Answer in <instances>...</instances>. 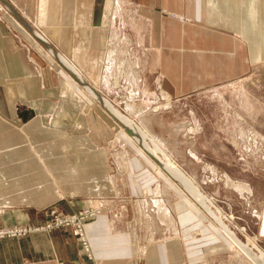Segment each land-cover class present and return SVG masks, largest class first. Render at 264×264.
<instances>
[{"label":"crops","instance_id":"1","mask_svg":"<svg viewBox=\"0 0 264 264\" xmlns=\"http://www.w3.org/2000/svg\"><path fill=\"white\" fill-rule=\"evenodd\" d=\"M10 2L111 103L101 63L114 44L143 58L140 86L147 69L169 97L246 76L264 94V0ZM66 69L0 8V227L42 226L50 206L95 212L84 224L91 258L69 225L0 239V264H225V234Z\"/></svg>","mask_w":264,"mask_h":264},{"label":"rangeland","instance_id":"2","mask_svg":"<svg viewBox=\"0 0 264 264\" xmlns=\"http://www.w3.org/2000/svg\"><path fill=\"white\" fill-rule=\"evenodd\" d=\"M0 8L30 36L34 44L46 52L48 57L66 69L63 62L58 60L42 41L35 39L31 34L29 27L39 34L45 32L42 25H34L36 22L24 16L10 0H0ZM42 36L45 38L43 34ZM49 43L58 51L55 42L50 39ZM127 48L116 44L109 45L106 51L111 50L112 56L105 55L101 63L102 78L106 79L109 72L110 76H113L111 78L113 92H115L113 96L117 97V100L115 102L111 100L112 104L106 96L96 90L98 95L159 144L170 161L193 182L200 195L206 197L208 204L203 205L199 202L175 179L174 175L159 161L158 158L161 155L156 156L149 152L140 139L116 120L117 117L108 108L106 109L100 103L98 105L189 199V208L202 212L223 235V227L233 232L241 245H247L251 249L253 256L264 257L262 226L264 221V94L259 79L255 76H246L225 84L199 89L182 98H172L156 86L152 73L147 69H144L146 86H140V73L138 71L136 75H133L135 72L133 69L135 64L142 69L143 58L132 55L129 50L132 46ZM66 71L71 78V83H76L85 93L92 95L82 84H78L73 74L67 69ZM85 81L88 82L86 79ZM119 81L123 87H119ZM88 84L93 87L89 82ZM124 107L131 116L124 111ZM117 142L112 146H117ZM147 143L152 146L150 141ZM112 160L110 162L114 166ZM51 208L55 206L46 209L47 219L44 225ZM93 217L94 215L88 220ZM88 220L84 221V224ZM160 220L161 226H166L167 221L162 217ZM36 227L40 228V226ZM29 232L31 230L19 236L27 235ZM168 234L171 233L167 232L165 235ZM146 237L149 239V236L146 235ZM225 237L233 246V250L224 255L225 264H240L237 257L243 258L249 264H258L241 252L236 243Z\"/></svg>","mask_w":264,"mask_h":264},{"label":"bare ground","instance_id":"3","mask_svg":"<svg viewBox=\"0 0 264 264\" xmlns=\"http://www.w3.org/2000/svg\"><path fill=\"white\" fill-rule=\"evenodd\" d=\"M30 28V27H29ZM31 32L34 33V35L40 39L43 40L42 42H44L45 46L49 48L50 50H55L52 48L51 44L49 43V41L47 39H42L39 35V33H37V31H35L34 29L30 28ZM42 36V35H41ZM47 43V44H46ZM112 54V51L110 50L109 52L106 51V55L109 57ZM127 54V53H126ZM125 54V55H126ZM129 54V53H128ZM112 56V55H111ZM131 56V55H130ZM55 57L60 60L61 62H63V64L66 66L68 72H70L71 74H73L74 77H76L77 82L80 83V85L82 84L89 93H91L93 95L94 98H96V100L100 103L103 104V106H105L106 108H108V110L115 116L117 117L116 120H118V122L125 128L128 129L130 131V133L134 134L138 139H140V141L143 143L144 147L146 149L149 150V152L153 153L154 155L159 154L161 155L158 159L159 161H161V163L167 168L168 171H170L175 179L181 183L185 188H187V190L198 199L199 202H201L203 205L204 203L208 204V200L206 199V197L204 195H200L198 189L193 185V182H191L185 175H183V173L180 171V169H178L171 161L170 158H168V156H166L163 152L162 149L159 147V144L155 143L152 138L148 137V135L145 133V131L143 132L139 127L136 126V124L134 122H132L131 120H129L128 118L124 117L123 115H121L118 111H116L109 103L107 100H105L104 98H102L100 95H98L97 93V89L93 86H90L88 84V82L85 81V78L83 76V74H81V70H79V68L74 64H72L71 62L68 61V58L61 55V54H56ZM127 58V57H126ZM130 59V58H129ZM131 61V60H129ZM129 63V62H128ZM135 63V62H134ZM130 67V66H129ZM134 74L137 73L139 71L138 65L135 64V67L133 69ZM103 77V76H102ZM136 77V76H135ZM133 78V77H132ZM134 79V78H133ZM137 79V78H136ZM97 87V86H96ZM129 105V104H128ZM131 106V105H130ZM147 141H150L152 146L149 145L147 143ZM191 198V197H190ZM176 201V200H175ZM156 202V201H155ZM154 202V203H155ZM160 202V201H159ZM158 203V202H156ZM155 203V204H156ZM159 204V203H158ZM158 206V205H157ZM161 208V207H160ZM165 208V207H164ZM168 209V208H167ZM208 209L210 210V208L208 207ZM163 210V209H162ZM161 210V211H162ZM163 213V212H162ZM169 214V212H167V215ZM163 215V214H162ZM164 216V215H163ZM163 216H161L163 218ZM166 217V216H165ZM263 217V215H262ZM171 219V218H170ZM172 220V219H171ZM223 223V222H222ZM262 226L264 228V221L262 223ZM16 227V226H13ZM17 227H22V226H17ZM7 228V227H6ZM38 228V227H37ZM41 230V229H40ZM224 230V234L225 236H227L229 239H231L234 243L237 244L239 250H241V252L247 254L249 257H251L256 263L258 264H264V257H255L253 256V253L251 251V249L249 247H247V245H241L239 242V239L236 238V236L233 234V232H229V230H227L225 227H223ZM85 233V231H84ZM19 236V234L13 235L11 237H17ZM2 238H6V236L2 237ZM0 238V239H2ZM89 245V243H88Z\"/></svg>","mask_w":264,"mask_h":264},{"label":"built area","instance_id":"4","mask_svg":"<svg viewBox=\"0 0 264 264\" xmlns=\"http://www.w3.org/2000/svg\"><path fill=\"white\" fill-rule=\"evenodd\" d=\"M94 215V212L89 211H80L77 214H64L59 215L57 210L55 208H51L48 212V220L46 221V224L43 226H40V228L37 227H1L0 228V238L6 236L11 237L13 235L19 234H25L28 231L37 230V229H45L50 230L52 228L58 227V226H74L76 228V232L79 236V240L81 243V246L83 250L86 252L87 256L91 258V251L90 246L88 245V242L86 240V236L84 233V221L88 220ZM30 228V229H27ZM34 228V229H33Z\"/></svg>","mask_w":264,"mask_h":264}]
</instances>
